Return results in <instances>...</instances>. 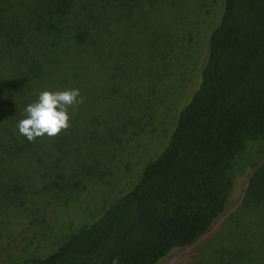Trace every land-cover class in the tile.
Here are the masks:
<instances>
[{"label":"trees","instance_id":"trees-1","mask_svg":"<svg viewBox=\"0 0 264 264\" xmlns=\"http://www.w3.org/2000/svg\"><path fill=\"white\" fill-rule=\"evenodd\" d=\"M209 3L0 0V241H23L28 222L52 228L61 209L114 174L116 159L130 155L146 108L155 113L151 96L170 74L169 62L191 59L189 13L208 11ZM73 88L85 102L70 109L69 130L34 142L19 133L26 106L41 91ZM250 160L260 164L247 190L258 207L264 205V0H224L199 85L140 181L45 257L24 261L23 246L11 242L0 247V264L114 258L157 264L210 230ZM232 258L264 264V245L239 248Z\"/></svg>","mask_w":264,"mask_h":264},{"label":"rangeland","instance_id":"rangeland-1","mask_svg":"<svg viewBox=\"0 0 264 264\" xmlns=\"http://www.w3.org/2000/svg\"><path fill=\"white\" fill-rule=\"evenodd\" d=\"M223 3L224 0H211L208 11L189 13L194 37L191 59L180 64L177 55V60L169 62L166 72L170 74H163L157 83V93L151 96L155 113L151 115L146 108L141 127L136 128L137 135L132 137L130 155L116 159L119 167L113 166L114 174L93 182L79 204L61 209L57 217H53L52 228L42 230L28 222L21 233L23 241H0V247H8L11 242L14 248L23 246L24 261L45 257L70 234L92 223L109 204L140 181L146 164L167 147L181 109L199 85L208 37L221 17ZM176 33L181 35L182 28H176ZM187 45L188 41L183 48ZM250 155L248 152L247 156ZM259 165L250 160L245 171L237 175L227 208L197 243L187 249L173 250L157 264H233L232 257L239 248L264 245V205L257 207L251 194H247ZM30 227H34V232L29 231ZM237 255L238 260L243 258V254Z\"/></svg>","mask_w":264,"mask_h":264},{"label":"clouds","instance_id":"clouds-1","mask_svg":"<svg viewBox=\"0 0 264 264\" xmlns=\"http://www.w3.org/2000/svg\"><path fill=\"white\" fill-rule=\"evenodd\" d=\"M85 102L80 89L43 90L38 99L29 103L25 108L26 118L18 123V131L28 141L34 142L43 138H55L72 127L70 109H78ZM112 264H119L114 258Z\"/></svg>","mask_w":264,"mask_h":264}]
</instances>
